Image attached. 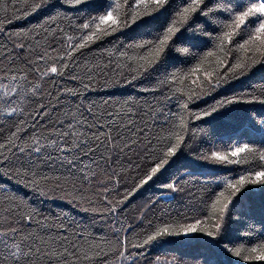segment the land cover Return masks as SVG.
<instances>
[{
    "label": "snow or ice",
    "instance_id": "6c2138e0",
    "mask_svg": "<svg viewBox=\"0 0 264 264\" xmlns=\"http://www.w3.org/2000/svg\"><path fill=\"white\" fill-rule=\"evenodd\" d=\"M3 7L0 176L13 183H0V264H264V111L247 107L264 106V0ZM109 71L105 87L138 82L144 95L83 107L61 84L86 91ZM20 188L87 205L102 233L44 214ZM141 190L151 195L129 223ZM159 248L199 251L149 259Z\"/></svg>",
    "mask_w": 264,
    "mask_h": 264
},
{
    "label": "trees",
    "instance_id": "16d2710c",
    "mask_svg": "<svg viewBox=\"0 0 264 264\" xmlns=\"http://www.w3.org/2000/svg\"><path fill=\"white\" fill-rule=\"evenodd\" d=\"M12 4L13 0H0V18L5 15L4 5H7V14L11 17L12 14ZM41 20L40 14H34L29 17H25L22 19H14L11 24L6 25V29L9 33L18 32L20 29H27L34 24H37ZM67 21L63 22V26L67 28ZM55 27V26H53ZM41 35H44L43 33ZM7 43L6 37L0 35V44ZM11 47V45H8ZM102 47H111L110 45H102ZM89 59L92 60L93 63H107V53L102 52L100 49H95L92 54H89ZM112 74L109 71L108 76L101 77L97 76L96 80L92 83L88 90H83L78 81H73L70 78L67 79L66 82H61V84L65 87L70 88H80L83 92V96L78 99H84L83 107H87L88 101L94 100L98 105L104 108H108V110H113L109 105H104L102 102L105 100L111 101L114 99H123L128 96L136 97L138 95H144L140 91V85L138 82H133L132 84H124L121 82L119 85H111L105 87V80L111 79ZM87 83V80H85ZM47 99V98H46ZM78 102L74 101V103ZM211 102V101H209ZM253 108L255 111L260 112L264 111V106L259 104L247 106ZM7 182L8 184H12V181H7L6 178L0 176V183ZM131 178L129 179V186L131 185ZM19 191L23 193L34 206L38 207L44 214L47 215H56L61 212H65L68 214L69 218L78 221L82 224L92 225V221L96 220L95 225L92 227L94 234L102 233L104 229V224L101 220L102 214H93L91 212H85L82 210V207H87V205L76 206L75 203H69L66 200L60 199L58 197L48 198V197H39L30 190L20 188ZM123 192V189H121ZM151 195L150 191L141 190V192L137 193L133 198H130L128 202H126V207L124 212L122 213V218L127 219L129 223H136V217L138 215V209L140 206L146 202V198ZM151 215V214H149ZM199 250L196 248H178V249H168V248H159L153 249L151 252L146 251V255L149 259H153V256L160 255L161 258H170L172 255L185 256V255H195Z\"/></svg>",
    "mask_w": 264,
    "mask_h": 264
}]
</instances>
